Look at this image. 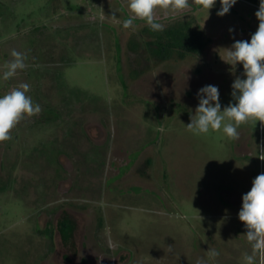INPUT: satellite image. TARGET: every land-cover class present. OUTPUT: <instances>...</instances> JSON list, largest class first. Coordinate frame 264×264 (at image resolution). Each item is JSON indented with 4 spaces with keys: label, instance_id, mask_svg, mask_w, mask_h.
<instances>
[{
    "label": "rangeland",
    "instance_id": "1",
    "mask_svg": "<svg viewBox=\"0 0 264 264\" xmlns=\"http://www.w3.org/2000/svg\"><path fill=\"white\" fill-rule=\"evenodd\" d=\"M255 1L223 16L220 0L208 14L192 0L157 9L165 28L152 33L123 27L128 0H0V96L27 83L42 109L0 143V264H245L238 213L264 173V125H241L238 140L186 126L204 86L221 110L235 103L243 65L221 57L250 42ZM173 27L200 31L203 51L161 58L145 45ZM13 49L27 67L5 81Z\"/></svg>",
    "mask_w": 264,
    "mask_h": 264
},
{
    "label": "clouds",
    "instance_id": "2",
    "mask_svg": "<svg viewBox=\"0 0 264 264\" xmlns=\"http://www.w3.org/2000/svg\"><path fill=\"white\" fill-rule=\"evenodd\" d=\"M193 3L207 10L212 9L216 0H192ZM237 0H220L221 9L218 16L229 13ZM128 10L131 15L123 20L125 29L133 28L135 20L145 21L154 32L164 31L165 25L158 22L156 10L178 12L191 7L190 0H128ZM208 16V15H207ZM259 21L258 28L247 40L235 41L226 50V63L235 66L243 65L245 79L236 77L232 84V97L235 103H229L221 110L219 89L207 85L199 89V99L195 115L186 126L195 135L208 134L210 131H223L230 140H238L241 125L250 121H259L264 125V0H260L259 9L255 13ZM229 29V32H232ZM12 59L4 64L2 79L7 81L15 77L20 70L27 67L25 53L13 49ZM30 85L22 83L0 96V143L12 138V130L26 117L37 116L42 109L28 93ZM259 158L264 161V150ZM238 218L247 229L244 235L251 246V252L244 254L245 264H257L258 257H264V173L255 177L250 191L242 196V208ZM172 246L168 251L172 252ZM210 259H216L220 253L208 249ZM195 264H208L203 258H198Z\"/></svg>",
    "mask_w": 264,
    "mask_h": 264
},
{
    "label": "trees",
    "instance_id": "3",
    "mask_svg": "<svg viewBox=\"0 0 264 264\" xmlns=\"http://www.w3.org/2000/svg\"><path fill=\"white\" fill-rule=\"evenodd\" d=\"M148 28V27H147ZM152 33L154 31L151 30ZM142 42H145L142 40ZM147 47L158 51V55L161 58L168 57L174 51H180L183 54H200L205 48V41L198 30H189L173 27L169 30L168 35L162 37L157 42H145ZM119 66V72L121 71V65ZM123 174L115 177V180L120 178ZM114 180V181H115ZM46 238L52 237V231H45Z\"/></svg>",
    "mask_w": 264,
    "mask_h": 264
},
{
    "label": "crops",
    "instance_id": "4",
    "mask_svg": "<svg viewBox=\"0 0 264 264\" xmlns=\"http://www.w3.org/2000/svg\"><path fill=\"white\" fill-rule=\"evenodd\" d=\"M248 1H249L250 3H254V4H256V1H255V0H252V1L248 0ZM258 2H259V1H258ZM244 31H245V29H243L242 32H241L240 30H238L237 33L240 32V33H242V34H245Z\"/></svg>",
    "mask_w": 264,
    "mask_h": 264
},
{
    "label": "built area",
    "instance_id": "5",
    "mask_svg": "<svg viewBox=\"0 0 264 264\" xmlns=\"http://www.w3.org/2000/svg\"><path fill=\"white\" fill-rule=\"evenodd\" d=\"M258 8H259V6H258Z\"/></svg>",
    "mask_w": 264,
    "mask_h": 264
}]
</instances>
